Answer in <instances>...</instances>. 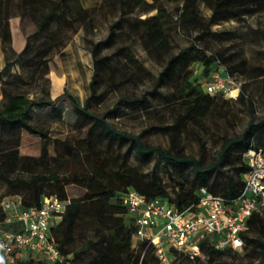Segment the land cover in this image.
<instances>
[{
	"label": "trees",
	"instance_id": "16d2710c",
	"mask_svg": "<svg viewBox=\"0 0 264 264\" xmlns=\"http://www.w3.org/2000/svg\"><path fill=\"white\" fill-rule=\"evenodd\" d=\"M22 1L20 9L24 11V15L34 17L42 12L37 21L38 34L46 33L54 23L70 27L74 26L75 21H84L90 24L91 11L81 6L79 0ZM118 3L121 14L119 19L110 25L107 38L99 43L90 41L94 74L91 81V96L85 104L70 93L67 88L55 99H52L48 90L45 91V96L34 98L24 92H12L9 89L10 85L16 81H24L18 74L2 83L1 92L6 101L0 106V181L8 184L12 189H23L27 198L21 197L22 205L27 208L39 206L46 196H57L68 203L63 221L53 229L58 249L63 257L62 261L51 263L32 254L16 253L11 261L4 259V264H69L66 258L73 252L67 250L66 245L73 239L77 223L85 219V215L91 209L96 212V221L103 223L105 211H107L106 204L113 209L118 225L110 235H103L98 241H89L83 246V252H89L92 249L97 250L99 242L105 244L104 250L97 252L93 257L92 264H152L149 260L159 264L152 245L147 241L139 244L134 242L136 227L128 210L122 204L120 195L134 189L147 199H162L179 210H185L199 202L200 189L205 188L209 193L225 199L230 211L233 210L231 206L244 191V177L249 172L245 154L250 149L264 152L263 149L253 145L257 131L264 130V119L260 122L251 120L242 133L226 138L222 144L218 162L211 167L204 168L196 157L175 155L161 146L149 145L143 141L141 135L117 129L109 122L107 115H100L90 109L91 101L99 96L98 93L104 81V65L102 64L104 59L100 55L102 47H113L118 41L117 30L127 28L128 32L139 35L129 46L119 48L124 59L133 65L136 74L146 71L143 65L128 52L135 43L141 42L146 52L163 65L162 71L155 78V85L151 93L159 94L163 103L176 113L178 127H185L191 121H195L197 116L204 114L206 108L215 104L218 96L223 95L208 94L200 84H194L191 80L193 77L191 68L194 63L201 64L203 77L207 78L223 65L222 62L225 59L222 54L204 51L197 44V40H193L189 47L174 53L167 33L168 28L174 24H180L202 29L209 34L215 24L252 16L263 10L264 0H118ZM201 3H204L211 11L208 18L199 14ZM167 5H174L175 9L171 11ZM154 12L155 14L146 18L142 17V15ZM257 33L264 40V30H257ZM128 35L131 37L129 33ZM56 47L55 42L46 40L34 49L31 61L47 66V56ZM30 50L31 44L28 43L24 53ZM7 67L8 64L3 71H0V76L3 75ZM237 70L238 67H230L225 69L224 73L233 75ZM262 74L264 75V69ZM58 86V84L55 85L56 88ZM161 89H168V91L163 92ZM63 99L70 101L73 112L77 116L76 128L83 126L84 119H89L92 122L88 138L89 157L92 158L95 166L91 172L82 175L72 173L69 176H61L59 169L47 173V149L41 150V155L38 158L34 154V148H39L42 143L49 141L50 133L47 129L33 124L31 110L36 106H54ZM238 101L243 104L247 103L244 91L241 92ZM179 132L171 133L174 144ZM6 134H10L7 137L12 138L5 140ZM99 143L102 145L98 146ZM119 145H129V149L136 154L157 157L167 165L191 168L200 178V182L179 183L176 195H172L160 175L156 174L148 178L136 167H130L128 157L118 152ZM66 146L67 152L72 154V147ZM237 151H239L236 155L238 163L234 165L232 159ZM55 160L59 161V158L55 157ZM226 165L230 166L231 170L224 172L226 186L220 194L219 189L210 185L209 178L214 173L221 172ZM67 184H74L82 188L83 196L71 199L66 190ZM263 209L254 212L250 217L247 230L241 235L244 242L242 251L253 247L264 252V241L256 240L252 236L254 228L257 226L264 232ZM4 215L0 209V219ZM200 245L210 263L219 255L242 252L232 249L217 250L210 245L209 240L203 241ZM185 262L203 264L204 261L201 258L191 259L184 255L177 256L178 264ZM241 264H244V260L241 261Z\"/></svg>",
	"mask_w": 264,
	"mask_h": 264
},
{
	"label": "rangeland",
	"instance_id": "374dc122",
	"mask_svg": "<svg viewBox=\"0 0 264 264\" xmlns=\"http://www.w3.org/2000/svg\"><path fill=\"white\" fill-rule=\"evenodd\" d=\"M79 1L81 6L91 11L90 24L75 21L74 26L70 27L54 23L46 33L38 34L37 21L42 12L34 17L27 16L20 9L22 0H0V71L8 64L6 71L0 76V106L6 101L1 92L2 83L15 74L20 75L24 81H16L10 85L12 92H24L34 98L45 96V91L48 90L52 99H55L67 88L83 104L89 99L94 74L90 41H104L109 34L110 25L119 19L121 12L118 0ZM167 7L171 11L175 9L174 5ZM153 14L155 12L142 17ZM199 14L208 18L211 11L201 3ZM257 30H264V9L252 16L215 24L209 34L202 29L180 24H174L167 30L174 53L189 47L193 40H197V44L204 51L223 55L225 61L217 71L225 72L230 67H238L233 75H229L233 76V81L241 89L239 96L244 91L246 104L238 101L239 96L236 99L218 96L215 104L206 108L204 114L197 116L195 121L185 127H178L176 113L163 103L159 94L151 93L155 78L162 71L163 65L146 52L141 42H137L128 52L146 71L136 74L133 65L124 59L119 48L132 44L139 34H133L124 28L117 30L118 41L113 47H102L100 55L104 59V81L99 96L91 101L90 109L100 115H107L109 122L117 129L141 135L143 141L149 145L161 146L179 156H194L204 168L211 167L218 162L226 138L242 133L251 120L260 122L264 119V40ZM46 40L57 44L55 50L47 56V66L31 61L34 49ZM28 43L31 44V50L24 53ZM191 69V80L204 88L211 75L203 77V68L199 63H194ZM56 84L59 85L57 88ZM161 91L166 92L168 89ZM30 114L33 124L47 129L50 133L49 141L34 148L37 158L41 155V150L47 149V173L59 169L61 176L72 173L82 175L94 169L95 164L89 157L88 142L92 122L84 119L83 126L76 128L77 116L68 99L60 100L54 106H36ZM174 131H180L175 138V144L171 136ZM9 135L6 134L4 139L12 138L7 137ZM66 145L72 147V154L67 152ZM253 145L264 150V130L257 131ZM118 152L128 157L130 167H136L148 178L160 175L172 195H176L179 183L200 182V178L191 168L167 165L154 156L138 155L129 149V145H119ZM238 153L239 151L235 152L232 159L234 165L238 163ZM230 170V166L226 165L221 172L214 173L209 178L210 185L219 189L220 194L226 186L224 172ZM66 190L71 199L84 194V190L74 184H67ZM14 195L27 198L23 189H12L0 181V207L6 197ZM105 207L107 211L103 223L96 221V212L93 209L85 215L87 219L77 223L73 239L66 245V249L73 252L66 258L69 264H92L96 253L104 250L105 244L100 242L97 250L83 252L82 248L89 241H98L103 235H110L117 227L113 209L108 204ZM262 213L264 217V209ZM252 236L256 240L264 241V232L259 226L254 228ZM243 260L244 264H264V252L249 247L235 254L219 255L212 263L206 258L203 264H241ZM149 261L152 264L155 262Z\"/></svg>",
	"mask_w": 264,
	"mask_h": 264
},
{
	"label": "built area",
	"instance_id": "2783aa9c",
	"mask_svg": "<svg viewBox=\"0 0 264 264\" xmlns=\"http://www.w3.org/2000/svg\"><path fill=\"white\" fill-rule=\"evenodd\" d=\"M203 89L234 99L241 91L222 70L213 71ZM235 91L238 93L233 95ZM245 161L249 172L244 177V191L230 211L225 199L205 188L200 189L199 202L185 210L162 199H147L134 189L120 195L136 227L134 242L152 245L159 264H178V255L204 260L200 244L205 240L217 250L242 251L241 235L250 217L264 208V152L250 149ZM67 205L57 196H46L39 206L30 208L22 205L19 196L5 198L0 207L5 214L0 219V264L4 259L11 261L16 253L51 263L62 261L53 229L63 221Z\"/></svg>",
	"mask_w": 264,
	"mask_h": 264
},
{
	"label": "bare ground",
	"instance_id": "6f19581e",
	"mask_svg": "<svg viewBox=\"0 0 264 264\" xmlns=\"http://www.w3.org/2000/svg\"><path fill=\"white\" fill-rule=\"evenodd\" d=\"M236 93V91L233 93V95Z\"/></svg>",
	"mask_w": 264,
	"mask_h": 264
},
{
	"label": "crops",
	"instance_id": "0c3cea01",
	"mask_svg": "<svg viewBox=\"0 0 264 264\" xmlns=\"http://www.w3.org/2000/svg\"><path fill=\"white\" fill-rule=\"evenodd\" d=\"M236 94H237V91H236V93L234 95H236Z\"/></svg>",
	"mask_w": 264,
	"mask_h": 264
}]
</instances>
